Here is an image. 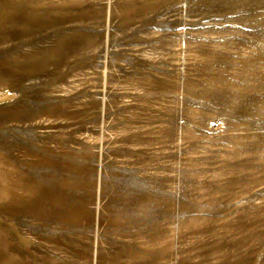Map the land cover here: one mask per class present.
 <instances>
[{
  "label": "rangeland",
  "instance_id": "rangeland-1",
  "mask_svg": "<svg viewBox=\"0 0 264 264\" xmlns=\"http://www.w3.org/2000/svg\"><path fill=\"white\" fill-rule=\"evenodd\" d=\"M0 264H264V0H0Z\"/></svg>",
  "mask_w": 264,
  "mask_h": 264
}]
</instances>
